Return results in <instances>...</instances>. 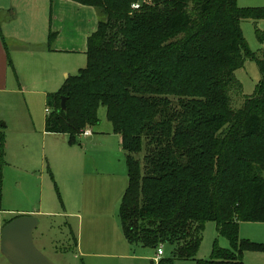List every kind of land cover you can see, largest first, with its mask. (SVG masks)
<instances>
[{
    "label": "trees",
    "instance_id": "trees-1",
    "mask_svg": "<svg viewBox=\"0 0 264 264\" xmlns=\"http://www.w3.org/2000/svg\"><path fill=\"white\" fill-rule=\"evenodd\" d=\"M93 7L97 27L86 39V65L46 95L44 130L70 144L107 120L121 137L128 185L119 219L129 244L157 249L159 260L243 264V250L264 244L238 237L240 222L264 223V46L250 52L242 20H264V7L237 0H71ZM56 33L48 34L52 47ZM247 57L261 73L241 98L234 71ZM61 97L66 108L61 109ZM5 138L0 132V198ZM213 221L230 247L196 255L204 223Z\"/></svg>",
    "mask_w": 264,
    "mask_h": 264
},
{
    "label": "rangeland",
    "instance_id": "rangeland-1",
    "mask_svg": "<svg viewBox=\"0 0 264 264\" xmlns=\"http://www.w3.org/2000/svg\"><path fill=\"white\" fill-rule=\"evenodd\" d=\"M3 1L8 7L7 9L0 8L2 9L0 11L1 24L6 21L5 26L9 27L10 33L22 34L32 40L45 37L46 45L41 46L44 49L47 46L49 29L60 30L57 31L60 33L65 27L66 23H60L56 19H59L58 13L63 15L68 13L67 7L61 6L55 0H0V2ZM139 2L140 0H137L133 3L132 9H139L135 7L139 6ZM236 2L241 8L264 7V0H237ZM8 9L10 12L7 11ZM11 12L15 15L9 17ZM78 19L76 15V24ZM30 20L33 23L30 24ZM76 24H74L75 32L71 31L70 26L64 29L61 35L65 39L63 44H70L75 38L73 35L78 32ZM240 28L250 52L260 57L264 46V20H242ZM21 41L23 40H12L5 36L8 50H17L18 47L25 50L26 47L35 46V44H37L36 48L40 49L39 41L33 44ZM71 55L77 62L81 57L79 54ZM85 65L83 61L79 68H84ZM78 69H73L71 75H75ZM234 76L241 85L242 92L241 98L231 94L232 107L239 108L244 96L251 95L255 91L261 79V73L256 61L247 57L243 66L234 71ZM0 100L3 102L1 96ZM5 101H9L10 105L18 106L16 115H21L20 118L27 122L26 125H29L28 120L31 117L35 124L34 119L37 121L41 118L42 120L47 114L44 95L22 93L15 97L8 94L4 103ZM6 105L7 103L4 104L5 107L0 108V115L4 117V120L0 122V130L4 132L6 139H14V153L35 154L36 157L30 167H26V170L21 164V168H15L13 165L9 168L5 166V173L3 171L2 176V188L5 185V199L1 201V204L5 202L7 208L39 211L35 214L38 224L32 233L33 242L39 251L55 264H160V259L170 256L171 245H162L164 255L157 258L156 249L130 245L122 233L119 219L122 195L119 193L118 196V192H124L122 190H125L123 188L127 186V168L124 152L116 144L112 125L107 120L104 106L98 108L99 122L93 130L100 133L101 139H105L108 146L106 152L99 150V160L96 161V165L101 170L107 171V174L102 176L101 173L94 174L93 181L89 184L84 181L87 175H81L83 168L78 167L81 165L79 156L84 153L86 158L90 159H84L87 168L97 169L94 165L96 156L91 151H87L89 144L85 137L78 138V143L70 144L65 134L43 138L41 132L38 131L35 134L37 135L36 143L25 142L27 133L22 130L25 124L16 130L10 113L6 110ZM5 122L6 126L1 127ZM51 142L55 147L51 146ZM98 146L100 148L102 145ZM71 165L75 167L72 168ZM97 182L100 186L96 185ZM116 196H118L117 202ZM77 198L80 199V206L75 204ZM77 211L80 212V225L78 215H75L78 214ZM70 231L73 232V236ZM238 237L240 240L245 239L253 243L264 244V223L240 222ZM78 241L80 242L79 247ZM215 243L222 248L230 247L227 239L217 232L215 222L206 221L196 255L197 259H208ZM86 252L93 254H85ZM124 252L132 253L133 257L117 255ZM241 259L243 264H264V251L243 250ZM171 264H195V262L176 259L172 260Z\"/></svg>",
    "mask_w": 264,
    "mask_h": 264
},
{
    "label": "crops",
    "instance_id": "crops-1",
    "mask_svg": "<svg viewBox=\"0 0 264 264\" xmlns=\"http://www.w3.org/2000/svg\"><path fill=\"white\" fill-rule=\"evenodd\" d=\"M55 2H58L59 4L64 5L67 7L68 13L62 14L58 13L57 17L60 23H66L65 27L63 28L62 32H57L60 30H50L56 33V37L54 39V42L52 44V47H48V39H47V46L44 49L43 44L45 43V37L39 40H32L22 34H13L8 31L9 27L5 24H7L6 21L0 22V96L2 97V101L0 102V108L2 109L5 103H7V111L10 113L11 120L14 123V126H16V130L18 128H21L23 124L25 126L22 130H25L27 133L26 141L25 142H37V134L41 132V136L43 138H46V136H54L57 134L49 133L44 130L45 126V114L43 116V119L35 120V124L33 123L32 117L28 120L29 125H26L27 122L24 121V119H21V115L17 116V105H10L9 101H5L4 99L8 96V94L13 95L15 97H18V95H22V93H28L30 95H44L45 96V103H46V95L48 93L56 92L64 83V81L71 75V71L73 69H78L83 64V61L86 63V39L87 37L95 31L98 23V15L94 8L90 6H83L76 2H73L71 0H55ZM5 7L7 9V5L5 2H0V8ZM10 7V6H9ZM2 10V9H1ZM0 10V11H1ZM14 10V9H13ZM10 12V9L7 10ZM77 13V14H76ZM15 15L14 12H11L10 16ZM78 15L79 19L77 24L75 23V16ZM55 16V15H54ZM1 21V20H0ZM9 22V19H8ZM58 24L60 25V23ZM29 23H33L31 20ZM74 24L78 27L77 34L73 35L75 38L72 39L70 44H63L62 42H65V39L61 36L64 29H66V26L71 27V31L75 32ZM35 25V22H34ZM32 32V31H31ZM28 33V32H27ZM5 36L12 38V40H23L21 42H28L33 44L34 42L39 41V47L40 49H37L35 46H29L26 47L25 50L19 49L17 50H8V47L5 42ZM77 37V38H76ZM11 41V40H10ZM14 43V41H12ZM16 42V41H15ZM71 54H79L81 57L79 58L78 62L74 57H72ZM81 69V68H79ZM78 69V70H79ZM42 82V83H40ZM1 101V100H0ZM19 103V101H18ZM17 103V104H18ZM12 109V110H11ZM45 111L48 113L49 109L46 108ZM4 120L3 115H0V122ZM7 122V120H6ZM6 122L4 125H1V127L6 126ZM23 122V123H21ZM91 135H82L80 134V137H85L88 145L87 151H91V153H94L96 158L94 159V165L97 169L87 168V165L85 163L84 159L86 158V155L81 154L79 156V162L80 166L78 167L83 168L81 169V175H87L85 182L89 183L93 181V175L94 174H100L106 175L107 171L101 170L97 165L96 161L99 160V150H103L104 152L107 151V143L105 142V139H101L100 133L94 132L93 128H89ZM21 131V130H20ZM0 132H3L0 130ZM4 133V132H3ZM112 133L115 136L116 144L120 150H122L121 147V137L118 134H115L112 130ZM64 135V134H61ZM67 136V135H66ZM5 138V135H4ZM20 143V141H18ZM98 145H102L99 146ZM51 146L55 147L52 142ZM15 142L14 139H6L5 138V153H4V165L1 169V175L3 176V171L5 173V166L13 165L15 168H21L20 164L24 167L23 169L26 170V167H30V165L35 160V154L30 155H24V154H17L14 153L15 151ZM123 151V150H122ZM120 152V151H119ZM124 152V151H123ZM125 155V153H124ZM90 160V159H89ZM18 165H15V164ZM72 168L75 167V165H71ZM121 172V169H120ZM84 183V182H83ZM2 184H3V177H2ZM97 186H100V184L97 182ZM128 185V181L127 184ZM127 186L123 189L126 190ZM125 190H122L125 192ZM121 191V190H120ZM124 192H118L121 193L120 195L123 196ZM116 196V202L117 198ZM5 199V185H1V198H0V240H1V231L3 226L9 222L11 219L20 216V215H31L35 216V214L39 211H33V210H20V209H13V208H7L4 204H1V201ZM122 200V198H121ZM76 206H80V199L77 198L75 201ZM16 213V214H15ZM49 213V212H47ZM78 219H79V225H80V212L77 211ZM15 214V215H14ZM37 227V226H36ZM72 230V229H71ZM71 236H73V232L70 231ZM123 233V232H122ZM75 240V237H74ZM79 241H78V247H79ZM133 245V244H130ZM163 249V255H164V248ZM85 254H93L91 252H86ZM95 254V253H94ZM157 254V249H156ZM120 257H129L132 258L133 254L124 252L123 254H117ZM157 257V256H156ZM0 264H10L7 259L1 254L0 252Z\"/></svg>",
    "mask_w": 264,
    "mask_h": 264
},
{
    "label": "water",
    "instance_id": "water-1",
    "mask_svg": "<svg viewBox=\"0 0 264 264\" xmlns=\"http://www.w3.org/2000/svg\"><path fill=\"white\" fill-rule=\"evenodd\" d=\"M61 109L66 108V97H61ZM38 219L20 215L7 222L1 231L0 252L10 264H55L37 249L33 230Z\"/></svg>",
    "mask_w": 264,
    "mask_h": 264
},
{
    "label": "built area",
    "instance_id": "built-area-1",
    "mask_svg": "<svg viewBox=\"0 0 264 264\" xmlns=\"http://www.w3.org/2000/svg\"><path fill=\"white\" fill-rule=\"evenodd\" d=\"M135 7H138V6L136 5ZM81 134L87 136V135H90L91 132H90L89 129H86V130H84ZM156 255H157V258H159L160 256L163 255V249H162L161 246L157 248V254H156Z\"/></svg>",
    "mask_w": 264,
    "mask_h": 264
}]
</instances>
